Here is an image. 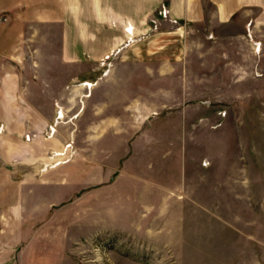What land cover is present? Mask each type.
I'll use <instances>...</instances> for the list:
<instances>
[{
    "label": "crops",
    "instance_id": "crops-1",
    "mask_svg": "<svg viewBox=\"0 0 264 264\" xmlns=\"http://www.w3.org/2000/svg\"><path fill=\"white\" fill-rule=\"evenodd\" d=\"M199 25L195 39L190 33ZM38 41L47 49L35 53ZM256 42L264 46V0H0V120L16 111L17 85L51 83L52 76L39 77L40 67L49 75L57 68L56 85H70L87 79L85 63L92 79L107 63L86 102L90 158L81 152L43 169L31 190L8 184V198L0 199L8 201L0 210V264L19 263L18 249L36 248L34 232L65 221L85 235L140 233L151 224L167 248L202 249L211 218L222 227L220 240L240 243L239 258L264 264V230L252 227L264 195L254 193L252 177L236 176L239 119L232 113L220 121L219 95L210 92L246 85L264 71ZM229 176L242 192L219 200L216 216L211 188ZM81 189L84 204L80 195L60 205Z\"/></svg>",
    "mask_w": 264,
    "mask_h": 264
},
{
    "label": "rangeland",
    "instance_id": "rangeland-1",
    "mask_svg": "<svg viewBox=\"0 0 264 264\" xmlns=\"http://www.w3.org/2000/svg\"><path fill=\"white\" fill-rule=\"evenodd\" d=\"M205 5L208 3L205 2ZM162 11H164L163 15L166 14L164 6L160 13ZM2 21H5V17H2ZM155 25L153 22L152 26ZM202 29L203 26L199 25L190 34L196 39L201 35ZM54 35L56 36V33ZM257 43H253L255 50L264 51V46L260 48ZM45 47L46 45L40 41L33 42L35 53H39ZM43 62L50 63L51 59H43ZM102 63L96 79H92L93 75L88 74L91 68L90 63H85L86 69L82 78L90 77L88 80L84 79L70 85H56L57 68H53L54 72L49 75L45 70L48 69L47 67L43 66L42 70H45L43 72L39 66V77L42 79L48 76L53 77L50 84L17 85L15 95L17 104L13 107L16 111L12 113L13 117H9L12 118L11 120H0L1 200L3 197L8 198V184L18 185L19 190L22 191H26L27 188L31 190L36 180L35 177L39 176V172L43 169L51 171V168L56 165L65 162L72 163L74 157L79 156L78 153L81 152L84 157L90 158L88 153L90 83L93 82V85H96L97 79L99 80L107 70L106 59ZM210 92L219 95V100L216 99L213 102L217 106L219 104L222 106L217 111L220 121L225 117L227 120L232 113L237 114L239 120L236 126L241 130L243 137V155L237 159V163L241 164V169L236 171V176L252 177L256 183L254 193L260 198V195H264V71L258 72L256 79H251L246 85L230 86L226 89L218 88ZM220 121L218 120L210 127L215 128L220 125ZM75 126L78 127L76 145L79 147L82 145L81 149L74 147ZM234 129L233 123L227 122L225 129L227 134H232ZM226 148L228 153L230 151L228 138ZM229 159H226L227 162ZM67 173L72 175V171L68 169ZM28 178L30 183L23 184L22 180ZM232 182L229 176L222 184L211 188L213 197L218 201L216 208L212 209L216 216L221 207L219 200L229 199L234 192H242ZM81 190H76L71 194L68 192V198L60 205L73 204L80 195L83 196L84 191ZM86 199L87 197L83 196V204ZM260 203L255 204L258 216V223L252 226L255 232L264 230V226L259 225L260 222L264 223V207ZM6 204L8 201H0V210ZM210 222L209 240L204 244L198 243L199 246L206 248L172 249L167 248L166 246L170 244L165 243L160 239L159 234L154 233V227L151 224L140 233L111 232L85 235L78 232L76 227L72 226L73 224L69 225L65 221L64 226L59 225L57 228L52 226L45 233L34 232L35 235L32 236L35 239L32 241V236L30 238L32 245L36 248L26 251L18 249L15 257L19 262L17 264L31 262L33 258L37 259L36 264H249V258H239L243 251L239 248L240 243H235V245L220 240L219 232L222 227L212 218ZM35 229H39L38 224ZM246 229L249 230V227ZM54 242H58L59 245L56 247L59 249L53 248ZM180 245L185 246L186 244Z\"/></svg>",
    "mask_w": 264,
    "mask_h": 264
},
{
    "label": "built area",
    "instance_id": "built-area-1",
    "mask_svg": "<svg viewBox=\"0 0 264 264\" xmlns=\"http://www.w3.org/2000/svg\"><path fill=\"white\" fill-rule=\"evenodd\" d=\"M162 13H164V11H162Z\"/></svg>",
    "mask_w": 264,
    "mask_h": 264
}]
</instances>
